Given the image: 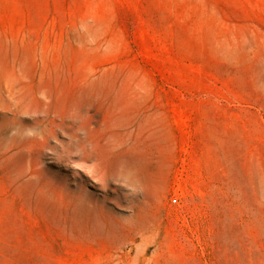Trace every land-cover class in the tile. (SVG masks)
Here are the masks:
<instances>
[{"label":"rangeland","instance_id":"1","mask_svg":"<svg viewBox=\"0 0 264 264\" xmlns=\"http://www.w3.org/2000/svg\"><path fill=\"white\" fill-rule=\"evenodd\" d=\"M27 255L264 264V0H0V264Z\"/></svg>","mask_w":264,"mask_h":264},{"label":"crops","instance_id":"2","mask_svg":"<svg viewBox=\"0 0 264 264\" xmlns=\"http://www.w3.org/2000/svg\"><path fill=\"white\" fill-rule=\"evenodd\" d=\"M27 257H28V259L21 261L20 264H42V263L50 264V260H46L45 262H42V261H36V260H34L32 258V255H27Z\"/></svg>","mask_w":264,"mask_h":264},{"label":"built area","instance_id":"3","mask_svg":"<svg viewBox=\"0 0 264 264\" xmlns=\"http://www.w3.org/2000/svg\"><path fill=\"white\" fill-rule=\"evenodd\" d=\"M176 200H177L176 198H172V199H171V201H172L173 203H175Z\"/></svg>","mask_w":264,"mask_h":264}]
</instances>
